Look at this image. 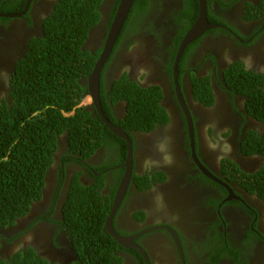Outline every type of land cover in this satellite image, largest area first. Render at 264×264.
I'll list each match as a JSON object with an SVG mask.
<instances>
[{"label": "flooded vegetation", "instance_id": "af4514ba", "mask_svg": "<svg viewBox=\"0 0 264 264\" xmlns=\"http://www.w3.org/2000/svg\"><path fill=\"white\" fill-rule=\"evenodd\" d=\"M15 1L0 0V97L5 98L16 63L29 41L42 35L43 20L58 2L30 0L25 14L4 16L24 10L25 6L10 12ZM115 3L103 0L100 5L101 18L85 44L92 46L91 52L102 50ZM206 9L207 22L216 27L186 44L177 61L176 79L173 65L179 46L199 16V4L194 17L187 13L185 0H148L143 15L140 9L134 10L127 31L119 34L103 66L105 101L115 118L112 123L117 125L126 110L124 101L108 96L113 82L123 74L144 87L158 86L160 105L168 116L165 124L148 132L124 130L132 143V170L112 225L131 241L128 246L118 243L120 264H264V198L242 185L246 175L261 170L264 158L246 154L241 146L248 131L262 134L264 123L246 111L245 98L229 90L222 77L227 66L237 61L247 70L264 74V0H206ZM128 44L137 48L127 57L123 51ZM195 78H207L213 98L210 105L199 98ZM85 105L96 111L93 102ZM61 139L41 199L8 228L23 230L18 239L5 243L0 238L1 253L5 248L30 245L52 261L74 259L71 243L56 220L61 218L66 188L76 172L87 185L103 176L102 193L112 197V208L125 170L126 156L121 160L118 155L120 142L108 139L81 163L63 165L58 161L65 150ZM147 140L164 145L168 159L157 158L158 165L145 169ZM58 162L63 166V180L57 177ZM136 174L148 178L141 184ZM47 211L54 221L34 222ZM139 212L142 215L136 217Z\"/></svg>", "mask_w": 264, "mask_h": 264}, {"label": "trees", "instance_id": "16d2710c", "mask_svg": "<svg viewBox=\"0 0 264 264\" xmlns=\"http://www.w3.org/2000/svg\"><path fill=\"white\" fill-rule=\"evenodd\" d=\"M25 1L16 0L15 9L10 12L21 11ZM102 1L58 0L52 13L43 20L42 35L29 41L25 55L12 72L8 97L0 101V229L3 231L26 216L32 205L41 199L47 173L56 161L60 137L65 150L59 154L58 161L63 165L68 161L81 163L108 139L120 142L118 155L121 160L126 156L123 140L113 135L87 105H79L88 93L85 80L99 55L100 49L91 52L85 44L90 30L101 18ZM119 1L116 0L111 18ZM185 3L187 13L196 17L197 0H185ZM147 5L148 0L133 1L120 35L127 31L133 11L140 9L143 15ZM104 69L100 76L101 107L115 123L105 101ZM222 77L229 90L245 98L246 111L264 123V74L247 70L237 61L227 66ZM193 81L198 87L199 98L210 105L213 98L207 78ZM108 96L114 101L125 102L124 117L116 124L126 132L132 129L148 132L168 121L160 105L158 86L144 87L123 74L113 82ZM241 146L246 154H260L264 158V132L248 131ZM59 162L57 177L63 180V166ZM111 165L113 163L108 164ZM134 177L141 184L148 178L146 174ZM246 177L242 185L264 198V165ZM103 186V176L96 177L89 185L80 181L79 172L70 178L61 218L56 220L75 252L74 259L67 264H120L122 261L117 252L119 244L105 228L112 197L102 193ZM141 215L139 212L136 217ZM38 220L54 221L50 211L36 217L34 222ZM12 230L7 235L0 231L5 243L18 239L23 231L16 227ZM17 247V250L5 248L0 252V264H63L49 260L33 246Z\"/></svg>", "mask_w": 264, "mask_h": 264}, {"label": "water", "instance_id": "95a60500", "mask_svg": "<svg viewBox=\"0 0 264 264\" xmlns=\"http://www.w3.org/2000/svg\"><path fill=\"white\" fill-rule=\"evenodd\" d=\"M134 0H120L116 11L114 13V16L112 18V21L110 22L108 31L106 33L105 41L102 46V50L93 66V69L91 73L88 75L87 79L85 80V83L88 87V94L91 98L93 105L95 106L97 115L101 118L105 126L109 129L110 132L117 135L118 137L122 138L126 144H127V155L126 160L124 163L125 170L122 176V179L119 183V186L116 190L113 206L111 208V211L109 215L106 218L105 221V228L107 232L115 239V241L121 245L128 246L129 242L131 241V238L123 237L116 233V231L113 228L112 225V218L113 215L117 209V206L125 192V189L129 183L130 176H131V170H132V143L130 138L128 137L127 133L119 126L115 125L111 122L109 118H107L103 110L101 108L100 99H99V90H100V76L103 69V66L106 62V60L109 58L112 48L114 46V43L116 42L121 29L123 27V24L125 22V19L128 15V12L133 4ZM30 0L27 1L24 10L21 13H14L4 16L9 17H18L22 14H25L27 7L29 5ZM199 4V16L197 21L193 26L189 28V30L186 32L183 40L181 41V44L179 46L178 53L175 57L174 65H173V77L174 79L177 78L178 70H177V61L179 59V56L181 55L184 47L187 43L193 41L197 37L203 34V32L207 29H211L216 27V25L209 24L206 19L207 9H206V0H198ZM3 15V14H2ZM177 86V81H175ZM207 171H205L206 174ZM208 176H211L210 174H207ZM175 236V234H174ZM176 242L178 243V239L175 237ZM142 252V250H141ZM143 253V252H142Z\"/></svg>", "mask_w": 264, "mask_h": 264}, {"label": "rangeland", "instance_id": "374dc122", "mask_svg": "<svg viewBox=\"0 0 264 264\" xmlns=\"http://www.w3.org/2000/svg\"><path fill=\"white\" fill-rule=\"evenodd\" d=\"M89 48H92L91 45H88ZM137 48V45H133V48L131 47V44H128L127 45V48L123 51V54L124 56H129L132 51ZM8 79L4 80V83L7 82ZM6 92V86L4 88V93ZM3 96H5L3 94ZM1 96L0 99L3 97ZM5 98V97H4ZM91 103V99L89 98V96L85 97L82 99L80 105H85V104H89ZM147 146H146V154L143 156V165L145 167V169H148L154 165H158L159 163H157V161L155 159L157 158H161V159H165L167 160L168 159V156H167V151H166V148L164 145L162 144H157L155 142H152L151 140H147ZM165 153V154H164ZM109 162V161H108ZM113 163V162H111ZM18 229V228H17ZM9 230H4L3 233L6 234ZM13 231V230H12ZM9 233V232H8ZM7 233V234H8ZM31 238V237H30ZM18 244V243H17ZM5 246V245H4ZM62 262V261H60ZM63 264H67V263H64L62 262Z\"/></svg>", "mask_w": 264, "mask_h": 264}, {"label": "clouds", "instance_id": "9594fccd", "mask_svg": "<svg viewBox=\"0 0 264 264\" xmlns=\"http://www.w3.org/2000/svg\"><path fill=\"white\" fill-rule=\"evenodd\" d=\"M28 49V48H27ZM99 56V55H98ZM21 59V58H20ZM19 59V60H20ZM18 60V61H19ZM17 64V63H16ZM16 66V65H15ZM100 91V90H99ZM100 93V92H99ZM85 95H87V97L89 96V94L87 93V94H85ZM83 98V97H82ZM90 98V97H89ZM91 99V98H90ZM81 101H82V99H81ZM91 102H92V100H91ZM81 103V102H80ZM80 105V104H79ZM83 105V104H82ZM102 108V107H101ZM126 111V110H125ZM95 113H96V111H95ZM97 114V113H96ZM6 230H9L8 228L6 229ZM11 230V229H10ZM9 232V231H8ZM4 234V233H3ZM4 235H7V233L6 234H4Z\"/></svg>", "mask_w": 264, "mask_h": 264}]
</instances>
